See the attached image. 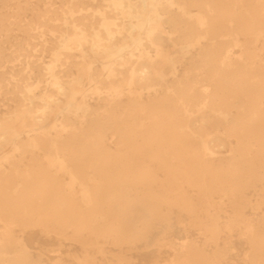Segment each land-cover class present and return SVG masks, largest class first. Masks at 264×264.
I'll return each mask as SVG.
<instances>
[{
    "label": "bare ground",
    "instance_id": "1",
    "mask_svg": "<svg viewBox=\"0 0 264 264\" xmlns=\"http://www.w3.org/2000/svg\"><path fill=\"white\" fill-rule=\"evenodd\" d=\"M35 228L264 264V0H0V264Z\"/></svg>",
    "mask_w": 264,
    "mask_h": 264
},
{
    "label": "rangeland",
    "instance_id": "2",
    "mask_svg": "<svg viewBox=\"0 0 264 264\" xmlns=\"http://www.w3.org/2000/svg\"><path fill=\"white\" fill-rule=\"evenodd\" d=\"M171 241L176 239V235L173 233L169 236ZM25 241L30 247L31 252L34 255L41 253V259L44 263L50 264L53 261L52 250L60 249V258L64 261L65 264L72 263V255H80V249L78 246L68 243V241L53 237L43 235L38 229H30L25 233ZM237 247L242 248L243 243L241 241L237 242ZM110 252L113 250L109 249ZM93 253L95 264L106 263V260L96 253L93 249L90 250ZM128 259L133 264H152L159 261H167L172 258L171 250L166 247H153L150 252L143 254L140 252H131L128 254Z\"/></svg>",
    "mask_w": 264,
    "mask_h": 264
}]
</instances>
